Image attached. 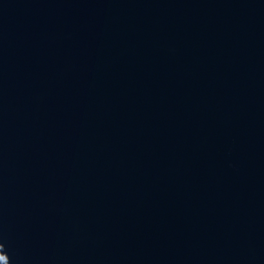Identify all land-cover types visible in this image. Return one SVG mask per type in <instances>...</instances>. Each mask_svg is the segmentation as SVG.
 <instances>
[{"label":"water","instance_id":"95a60500","mask_svg":"<svg viewBox=\"0 0 264 264\" xmlns=\"http://www.w3.org/2000/svg\"><path fill=\"white\" fill-rule=\"evenodd\" d=\"M0 264H264V0H0Z\"/></svg>","mask_w":264,"mask_h":264}]
</instances>
